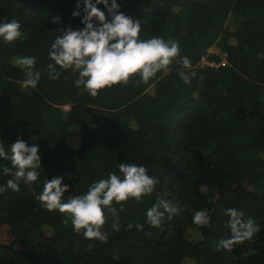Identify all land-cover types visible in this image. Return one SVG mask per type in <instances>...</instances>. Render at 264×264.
<instances>
[{
	"label": "trees",
	"instance_id": "16d2710c",
	"mask_svg": "<svg viewBox=\"0 0 264 264\" xmlns=\"http://www.w3.org/2000/svg\"><path fill=\"white\" fill-rule=\"evenodd\" d=\"M76 2L0 0V23L17 20L27 37L0 41V143L6 151L17 139L36 143L41 158L37 181H21L19 192L6 188L12 177L2 168L11 163L0 158V264H264V0H116L119 11L140 21L141 39L177 40L180 56L147 83L133 77L95 98L75 87L71 70L57 66L54 81L46 70L61 30L84 27L82 7L72 16ZM185 56L191 69L178 63ZM17 57H36L35 88L22 86ZM203 58L207 64L199 65ZM181 70L196 75L184 83ZM120 163L146 167L158 183L123 211L113 205L118 232L105 209L106 240L85 239L36 200L53 177H64L66 201L119 175ZM157 195L180 211L154 228L146 212ZM231 208L260 231L232 252L217 250L230 237L224 213ZM199 210L207 211L208 225L193 224Z\"/></svg>",
	"mask_w": 264,
	"mask_h": 264
},
{
	"label": "clouds",
	"instance_id": "9594fccd",
	"mask_svg": "<svg viewBox=\"0 0 264 264\" xmlns=\"http://www.w3.org/2000/svg\"><path fill=\"white\" fill-rule=\"evenodd\" d=\"M98 5H103L107 16ZM76 10L72 12L73 18L81 15L80 30L71 27L61 30L51 44L46 70L50 80H57L61 73L59 69L77 75L74 85L83 87L91 97L95 98L101 90L112 88L116 85H127L131 78L139 77L137 83H147L158 72L168 70L169 66L180 56V45L177 40H165L159 36L150 39H141V23L119 11L116 0H77ZM59 17L52 20L58 23ZM21 31V24L17 20L0 23V41L5 44L26 39ZM182 69H191L192 63L185 56L178 61ZM15 64L23 70L25 79L22 86L35 88L41 76L40 71H34L36 57H17ZM178 75L184 83H190V76H195V71L186 73L181 70ZM36 143H28L17 139L6 151L0 143V158L9 160L11 167L4 166L2 172L11 176L6 182V188L19 192L20 182L29 187L37 181L40 173L41 158ZM119 175L110 173L106 179L92 183L87 191L81 195H70L64 200L68 192V185L62 184L64 177L56 176L47 180L36 200L45 210L58 211L64 216L63 223H71L73 231L82 233L88 240H106L102 228L106 223L105 209L115 218L112 223L113 231L120 230L119 215L114 204L123 205L130 199L141 202L145 196H150L155 191L158 180L148 175V169L134 163L118 164ZM0 186V193L6 190ZM177 209L171 201L157 195L155 204L146 212V223L151 227H159L165 216L175 215ZM230 219L228 227L230 237L220 239L216 245L217 250L232 252L235 245L251 240L254 234L260 231L259 225L251 218L244 220V213L235 208L228 209L225 213ZM193 224L203 227L210 220L206 210L195 211L192 216ZM130 223L127 228L130 230ZM137 230H143V225L136 224Z\"/></svg>",
	"mask_w": 264,
	"mask_h": 264
},
{
	"label": "rangeland",
	"instance_id": "374dc122",
	"mask_svg": "<svg viewBox=\"0 0 264 264\" xmlns=\"http://www.w3.org/2000/svg\"><path fill=\"white\" fill-rule=\"evenodd\" d=\"M208 54H216V55H218L222 59L221 62H220V64H225L226 63V61H225V55L222 54L218 49L211 48V49L208 50ZM198 64L199 65L207 64L206 58H203ZM64 109L66 110L67 107H65Z\"/></svg>",
	"mask_w": 264,
	"mask_h": 264
}]
</instances>
